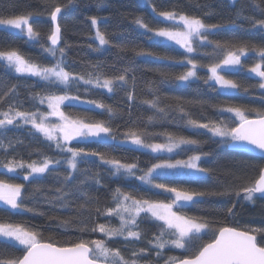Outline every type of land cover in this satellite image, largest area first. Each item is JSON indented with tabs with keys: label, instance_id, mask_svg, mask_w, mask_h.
Instances as JSON below:
<instances>
[{
	"label": "snow or ice",
	"instance_id": "6c2138e0",
	"mask_svg": "<svg viewBox=\"0 0 264 264\" xmlns=\"http://www.w3.org/2000/svg\"><path fill=\"white\" fill-rule=\"evenodd\" d=\"M37 2L41 5L40 9L11 16L0 13V30L27 37V42H34L33 46H38L42 55L46 53L51 58L47 64L39 63L17 47L0 45V66L17 78H36L31 87L39 86L41 89L28 93L33 110H20L23 105L13 101L9 102L6 111L0 110V150L5 157L0 159V168L6 169L7 173L21 174L23 181L27 182L0 178V205L3 206L0 207V264H161V261L163 264H264V227L249 225L237 228L229 223L235 218L242 202L255 204L256 199L264 200V166L247 180H242L238 170L203 167L201 159L211 155L201 150L205 141L167 131L150 132L147 127H128L120 132L112 124L119 111L117 108L102 99H81L79 95L81 85L87 86L84 88L86 94L93 89L106 90L111 95L123 91L128 102V114L131 115L136 100L137 59L147 58L181 65L183 70L179 72L166 68L152 69L160 80L145 85L153 98L140 101L154 110L153 115L147 117V123L153 124L158 119L156 114H162L159 119H163L169 112H175L185 127L205 130L211 134L210 139L214 143L227 145L239 152H259L264 158V111L233 102H218L210 105L216 111L215 117H207L202 112V118L197 119L189 111V106H203L207 101L161 95L156 87L157 83H178L187 87L194 80H203L212 91L222 95H252L250 88H257L259 98L264 100V0H228L229 6L235 11L222 23H207L201 16L175 8L158 10L153 0H144V6L150 9L154 19L163 18L170 22L167 26H153L142 15L121 13L124 18L132 15L131 23L146 39L159 38L162 43L178 45L184 50L181 56L153 51L131 41L114 44L110 37L115 33L100 26L106 18L88 16L86 19L90 21V26L85 25L77 33L91 41L86 44L88 49L101 53L115 47L119 53H132L123 66L117 67L115 63L110 65L115 69L112 74L105 71L103 62L88 61L81 72L68 66L67 49L72 45L67 41L61 44L63 35L60 20L65 10L78 6V0ZM92 3L99 10L107 6L108 0H92ZM197 7L201 5L197 4ZM204 7L208 10L203 12V16L216 14L210 5ZM249 11L253 14H247ZM255 13H259L261 18L257 19ZM35 17L47 18L50 23L47 33H42L34 26ZM240 21H247L252 28L257 29L260 40L236 36L210 38L221 29L242 27ZM45 40L49 43L46 44ZM249 53L258 57L251 66L242 61ZM198 57L209 59L204 63ZM117 58L125 59L122 55ZM199 69H207V74L202 76ZM239 71H246L250 78H258L257 83L244 85L229 78L230 73ZM73 90L76 94H72ZM9 96H19L17 84H11L0 92V103ZM80 104L89 106L90 110H100V114L106 115L107 119L79 113L74 115L64 110L65 105L74 107ZM40 105H46L47 110L42 111ZM249 112H255L256 118H250ZM24 125H31L29 134L33 141L44 143L55 155L37 149L40 156L36 160L26 161L15 156L7 158L10 148L14 149L17 144L22 145L24 142L9 138L5 143L4 138L12 128ZM196 135L201 133L197 131ZM154 136L164 137V140L155 142L150 139ZM89 140L112 142L117 147L112 151H99L78 146L81 141ZM73 141H77V146H72ZM125 146L129 151L142 149L151 153L148 166L141 167L139 157L128 160L112 154L117 148L124 149ZM188 152L192 154L187 159L173 157V154ZM163 153L168 156H162ZM96 161L107 166L113 178H134L146 186L152 195L140 194L138 187L124 190L117 186L111 190L110 205L101 211L98 199L84 185L94 184L99 190L104 186L102 177L99 172L81 167ZM25 169L26 172L23 171ZM220 174L231 179L220 181L210 189L178 187L161 182V178L169 176L203 179ZM50 179L53 185L47 186ZM164 194L171 195L165 196L163 200L152 198ZM208 198L217 199L208 214H188L186 209L207 203ZM25 201H31V206ZM76 201H81L76 203V215L48 218L50 221L55 220L65 231L71 229L74 233H80L75 240H54L52 236L45 237L40 229L25 221L11 219L13 215L22 213L44 215L38 207L42 203H58L61 208H69ZM99 215L117 219L119 226L112 224L111 219L106 223H96ZM144 221H150L156 229L152 238L147 239V247L138 246L145 239L141 229ZM94 233H100L102 237L91 238ZM117 243L122 244V247L113 246ZM166 249L180 250L181 254L165 255Z\"/></svg>",
	"mask_w": 264,
	"mask_h": 264
},
{
	"label": "trees",
	"instance_id": "16d2710c",
	"mask_svg": "<svg viewBox=\"0 0 264 264\" xmlns=\"http://www.w3.org/2000/svg\"><path fill=\"white\" fill-rule=\"evenodd\" d=\"M154 5L158 10H172L173 8L178 11H183L190 15L201 16L207 23H222L227 20L231 15H233L235 9L229 6L228 0H195V2L190 3L189 0H153ZM197 4L201 7H197ZM205 5H210L216 14L211 16H203V12L208 9L204 7ZM41 5L37 0H0V13L5 16L19 15L26 10L40 9ZM130 13L133 15H142L148 20L153 26H167L170 22L163 21L161 19H154L151 11L142 5L139 0H108L107 6L97 9L92 0H78V6L76 8H70L65 10L61 15V25H62V35L63 40L67 41L72 46L67 49V61L70 69L81 72L85 68V64L88 61L92 63L103 62L105 65V71L108 74H112L115 69L110 67L113 63L117 67L123 66L127 59L132 57V53H119L118 49L115 47L107 48L106 51L101 53L92 52L87 48L86 44L91 41H87L86 37L80 36L77 33L85 27V25L90 26V21L86 19L88 16L98 15L100 17H105L106 19L101 21V28H106L109 32H114L110 39L114 44H127L130 41L134 44L141 45L147 49L157 51L160 53H167L173 56H181L184 51L167 43L159 42L158 40H148L145 36L140 35V30H138L135 25L131 23L132 15L128 18H124L121 13ZM247 14L251 15V11ZM257 19L261 18L259 13H255ZM34 26L39 28L42 33H47L50 28V23L46 17H35ZM242 27L239 28H224L219 31L218 34L211 35V39H222L229 36L241 37L250 40H260V34L257 29L251 27V24L247 21L239 22ZM34 42H27V38L24 36L11 34L10 31L0 30V45H12L19 48V50L26 56L38 61L39 63L47 64L51 58L47 57V54H41L42 50L38 46H33ZM45 43L48 42L45 40ZM210 50V46H209ZM124 56L125 59L120 60L118 56ZM202 62L207 63L208 57H198ZM258 57H255L253 53H249L247 57L242 58V61L247 65L251 66L256 62ZM138 67L136 68V89L134 95L136 100L131 108V115H129L128 102L126 100L125 93L123 91H117L114 95L108 94L105 90L93 89L91 93L86 94L84 88L87 86L81 85V90L79 95L81 99H102L105 103L112 105L117 108L118 114L115 119H113L112 124L114 128H117L120 132H123L128 127H147L150 132H172L177 134H182L185 136H190L193 138L205 141L202 145V151L211 153L207 157H203L200 161L201 166L210 169H220V168H231L238 170L239 174L242 176V180H247L254 177L259 168L264 166V159L253 156L250 154L230 151L226 148V145L216 144L210 139L211 134L207 133L205 130H193L184 126L181 122L180 117L175 112H169L168 116L159 119L162 114H156L158 119L151 125L147 123V117L153 115L154 110L148 108L147 105L141 104L142 99H152V93L149 92L148 88L145 86L150 81H159V75L152 71L156 68H166L167 70L173 72H179L183 70L181 65L171 64L163 61H155L147 58H138L136 61ZM199 73L203 76L207 74V69H199ZM229 78L236 79L244 85L256 84L258 78H250L249 74L245 71H239L229 74ZM36 78L29 77L17 78L10 72H6L2 66H0V92L6 90L7 86L11 84L18 85L19 96L13 97L9 96L3 103H0V110H7L10 101L15 102L17 105L22 104L23 107L20 110H33L32 101L29 98V91H40V87L37 86L32 88V84L35 83ZM160 90V94H167L169 96H180L185 99H195L200 98L208 103L203 106L199 104L190 105L189 111L192 113L194 118L201 119V113L207 117H215L216 111L210 105L215 103L223 102H233L236 104L244 105L249 108H256L264 111V100L259 98V90L257 88H250L252 95L241 93L240 95H222L218 92L212 91L208 85L203 83V80H194L191 84L185 87L183 84L169 83V84H159L156 85ZM96 93H102V95H97ZM72 94H76L73 90ZM163 106V105H161ZM42 111H46L47 108L44 105L39 106ZM64 110L72 114H87L96 119H107L106 115H101L100 110L89 109L87 105H76L74 107L64 106ZM230 115V114H225ZM249 117H256L255 112H249ZM175 119V122H174ZM31 126L24 125L21 128H12L8 133L7 137L4 138V142L7 143L9 138L22 140L24 143L17 144L14 149L10 148L8 150V157L11 158L15 156L16 159L23 158L26 161L39 159L40 151L48 155H55V153L45 147L44 143H36L33 141L29 134ZM34 131V130H32ZM199 131L201 135H196ZM39 135V134H36ZM43 138L41 137V140ZM155 142H162L164 137L154 136L150 138ZM72 146H77V141L72 142ZM78 146H86L88 148L98 149L99 151H112L117 146L112 142L105 143L104 141L96 142L93 140L81 141ZM39 149L40 151H38ZM118 157H126L128 160H132L135 157H139L140 166L147 167V162L151 157V153L147 150L129 151L127 146L124 149H118L112 153ZM186 154L176 155L173 154L174 158L187 159ZM162 156H168V154H161ZM2 150H0V159H4ZM81 167H88L92 172H99L102 177L103 187L97 190L94 184L84 185L91 195L98 199V206L101 211L110 205L111 200V190L115 189L117 186L122 187L124 190H131L133 187H138L139 193L147 196H151V192L146 186L140 184L139 181L134 178L131 180L116 179L110 175V171L107 166L99 164L96 161L92 165H82ZM63 170V169H61ZM26 172V169L23 170ZM0 178L9 179L13 182L27 183L22 179V175L17 174H7L0 170ZM230 176L211 175L203 179L188 176H169L161 178V182L168 183L172 186L178 187H188L195 189H210L218 185L220 181L230 180ZM242 182V181H241ZM53 181L50 179L47 181V186H52ZM47 190V187L44 189ZM164 194L161 196H152L153 199H165ZM39 198V197H38ZM81 201H76L69 208H61L57 204L42 203L38 205L40 211L44 215H32L30 213H22L19 215H13L12 220L15 221H25L32 227L38 228L43 232L45 237L52 236L54 240L67 241L75 240L80 233H74L71 229L65 231L63 228L57 225L55 220L50 221L48 218L50 216H59L62 218H67L69 216L76 215V203ZM29 206H31V201H25ZM217 203L216 198H208L207 203H202L195 206H190L186 211L190 215H206L211 211L212 206ZM0 207H3L0 205ZM216 215H222V213H213ZM143 215V214H142ZM109 219L112 220V224L119 226V221L115 218H108L102 215L97 216L96 223H106ZM93 223V221H89ZM229 223L237 228H244L246 226H261L264 227V200L256 199L255 204H250L248 202H242L238 206L237 213L234 219L230 220ZM141 229L144 233L145 239L139 242L138 246L147 247V239H151L156 229L152 227L150 221H144L141 225ZM102 234L94 233L91 238H101ZM207 239V237H206ZM261 237L258 236V240ZM114 247H122V244L117 243L113 245ZM18 255V253H16ZM127 256V252L124 253ZM180 250H165V255H180ZM163 264V261H161Z\"/></svg>",
	"mask_w": 264,
	"mask_h": 264
},
{
	"label": "rangeland",
	"instance_id": "374dc122",
	"mask_svg": "<svg viewBox=\"0 0 264 264\" xmlns=\"http://www.w3.org/2000/svg\"><path fill=\"white\" fill-rule=\"evenodd\" d=\"M140 1V3L142 4V5H144V0H139ZM149 9V8H148ZM150 10V9H149ZM159 19H161V20H163V18H159ZM164 21V20H163ZM8 31V30H7ZM27 38V37H26ZM155 40H158L159 42H161L160 41V39L159 38H154ZM167 44H170V45H173V46H175V47H177V48H179V49H181L178 45H175V44H173L172 42H166ZM181 50H183V49H181ZM184 51V50H183ZM245 73H247L246 71H245ZM248 74V73H247ZM214 83V82H213ZM106 91V90H105ZM80 105H82V104H80ZM44 106H46V105H44ZM54 119V118H53ZM28 126H31V125H28ZM163 154H167V153H163ZM0 170L1 171H3V172H5V173H7V171H6V169H2V168H0ZM7 174H10L11 175V173H7ZM168 195H171V194H168Z\"/></svg>",
	"mask_w": 264,
	"mask_h": 264
},
{
	"label": "water",
	"instance_id": "95a60500",
	"mask_svg": "<svg viewBox=\"0 0 264 264\" xmlns=\"http://www.w3.org/2000/svg\"><path fill=\"white\" fill-rule=\"evenodd\" d=\"M48 43H49V42H48ZM252 118H256V117H252ZM226 148H227L228 150H230V151H236V152H239V151H237V150H235V149H233V148L228 147L227 145H226ZM242 153H244V152H242ZM246 154H250V155H253V156H257V157L262 158V157L260 156L259 152H256V153H246ZM263 159H264V158H263Z\"/></svg>",
	"mask_w": 264,
	"mask_h": 264
}]
</instances>
